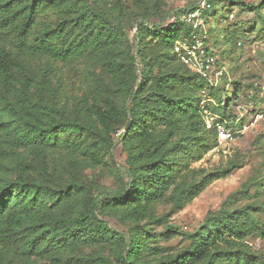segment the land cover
I'll return each instance as SVG.
<instances>
[{"label": "trees", "instance_id": "16d2710c", "mask_svg": "<svg viewBox=\"0 0 264 264\" xmlns=\"http://www.w3.org/2000/svg\"><path fill=\"white\" fill-rule=\"evenodd\" d=\"M169 1L0 0V264H264L249 242L264 239V174L195 229L170 222L242 162L191 166L217 144L204 110L234 118L236 93L180 61L196 5L170 14ZM238 3L264 28V2ZM206 28L208 45L220 29ZM81 60L87 86L66 94L58 63ZM118 145L114 186L90 180Z\"/></svg>", "mask_w": 264, "mask_h": 264}, {"label": "rangeland", "instance_id": "374dc122", "mask_svg": "<svg viewBox=\"0 0 264 264\" xmlns=\"http://www.w3.org/2000/svg\"><path fill=\"white\" fill-rule=\"evenodd\" d=\"M199 1L170 0L167 10L171 14L186 6L197 5ZM239 1L251 4L264 2L212 0L213 10H218L217 16L205 23L206 27L220 29L218 32H212L208 47L216 58V64L225 70L218 86L231 96L233 92L236 93L228 106L236 115L234 118L240 119L239 131L227 145L226 154L216 152L212 148L200 160L191 162V166L211 169L223 166L231 159H238L242 165L227 177L213 181L193 201L171 217L172 224L186 231H191L201 224L209 210L219 208L224 199L248 178L264 174V28L254 13L244 10ZM58 67L66 94L87 86L89 62H60ZM258 115L260 116L257 117ZM210 117L208 118L215 120L217 116ZM124 159L125 155L118 145L107 166L95 170L88 169L86 174L97 184L114 186L115 179L111 170L123 167ZM247 202L241 200L237 204ZM106 220L118 230L125 229L113 218ZM249 242L254 248L264 252V239L252 237ZM169 244L178 248L185 245L186 241L176 237L172 238Z\"/></svg>", "mask_w": 264, "mask_h": 264}, {"label": "built area", "instance_id": "2783aa9c", "mask_svg": "<svg viewBox=\"0 0 264 264\" xmlns=\"http://www.w3.org/2000/svg\"><path fill=\"white\" fill-rule=\"evenodd\" d=\"M211 7L209 0H200L198 4L187 13L183 14L181 19L189 25V33L183 40L174 47L180 61L191 71L198 73L209 84L216 86L220 82L224 67L216 64V58L206 44L207 28L205 26L203 11ZM213 116L210 112L204 110L206 127L214 125L216 129L217 144L214 151L226 154L229 142L239 131L240 119L211 120L208 117ZM258 115L257 117H259ZM211 118V117H210Z\"/></svg>", "mask_w": 264, "mask_h": 264}]
</instances>
